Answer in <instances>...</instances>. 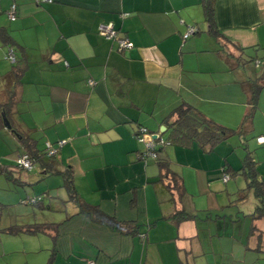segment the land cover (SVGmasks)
I'll list each match as a JSON object with an SVG mask.
<instances>
[{
    "label": "crops",
    "instance_id": "1",
    "mask_svg": "<svg viewBox=\"0 0 264 264\" xmlns=\"http://www.w3.org/2000/svg\"><path fill=\"white\" fill-rule=\"evenodd\" d=\"M13 3L17 17L10 21L6 12ZM0 20V28L18 47L15 55L21 54L26 65L9 114L16 131L0 127V168L12 171L14 166L4 158L14 155L16 147L22 150L12 157L13 165L24 153L19 134L34 141L41 155L45 143L65 141L53 160L55 167H71L81 199L126 222L125 232L110 230L76 204H42L37 210L49 212L50 218L42 215L34 222L14 215L2 223L0 210V230L60 224L49 235L4 231L0 264H209L203 245L214 240L218 247L229 242L241 250L215 253V264H264V218H252L257 205L252 194L240 201L242 206L235 205L237 222L243 216L247 227L233 224L237 231L232 229L230 236L223 226L231 223L219 218L205 221L200 216L177 224L170 217L179 207L153 183L159 170L153 162L156 168L143 167L138 159L143 146L134 137L142 126L165 139L162 120L181 103L225 127L240 126L246 108L242 85L256 74L240 66L238 57L241 49L264 56V0H215V22L226 42L206 32L200 0H0ZM100 25H112L132 46L119 50L116 41L99 34ZM189 27L199 33L183 39ZM10 50L0 40V105L9 102V90L15 87ZM257 105L248 127L255 137L264 133V89ZM223 144L210 153L183 148L186 161L180 166L197 176L206 172L207 183L221 180L223 169H239L225 158L228 154L219 153L226 149ZM166 148L162 153L172 167L177 165L172 156L180 163L181 149L173 148V154ZM253 149L258 178L264 181V145L254 142ZM210 158L217 161L211 176ZM173 169L184 184L183 172ZM229 180L220 191L227 197L232 195Z\"/></svg>",
    "mask_w": 264,
    "mask_h": 264
},
{
    "label": "trees",
    "instance_id": "2",
    "mask_svg": "<svg viewBox=\"0 0 264 264\" xmlns=\"http://www.w3.org/2000/svg\"><path fill=\"white\" fill-rule=\"evenodd\" d=\"M200 5L203 12L204 22L206 24V32L216 38L221 39L226 42L217 28L215 22V0H200ZM15 6V19L17 17V6L16 4H11L6 12L7 17L10 11V7ZM9 19V17H8ZM10 20V19H9ZM11 21V20H10ZM194 28V27H193ZM195 29V28H194ZM187 32V31H186ZM118 33V32H117ZM199 31L195 29V33L192 36L198 34ZM191 36V35H190ZM188 38V37H187ZM184 38L183 39H187ZM0 40L6 46L10 47V52L7 56L8 60L11 61L10 56L13 57L12 64V73L15 78V87L9 90V102L5 105H0V127H4L3 119L6 118L7 121L11 125L10 131H14V126L11 123L9 114L10 109L14 105V90H16L17 86L21 84V77L25 70V61L22 59L21 54L15 55L14 51L18 50L17 45L7 33L4 28H0ZM13 47V48H12ZM13 49V50H12ZM245 52L243 49L240 50V54L238 57V63L240 66H245L249 62L254 63V65L259 69V74L254 79L246 81L242 87L246 95V108L242 118V122L240 126L236 129L225 127L208 117H206L203 113H201L195 107L187 104L181 103L177 107H175L167 117L162 120V126L165 129L166 138L164 139V134L161 133H152L148 129L146 132L150 135H157L158 138L155 140L156 149H155V158H147L146 157V150L145 147L142 152L138 155V159L144 161L146 164L155 163L159 172L156 178V181L153 183L159 186L162 190L168 192L171 196V201L174 205L182 203V199L187 195L183 179L172 167L170 163V159H168L165 155L161 157L160 153H162L163 149L169 145H175V147L190 149L193 147L198 148L202 152L210 153L214 151V149L227 139L245 134L248 131V127L250 126L253 117L258 109V98L262 90L264 89V56H253L250 57L249 60H243ZM242 59V61H241ZM262 66V67H261ZM142 126L138 127V131L135 132L134 137L138 141L139 137L141 136L140 129ZM143 128V127H142ZM16 131V130H15ZM18 133V132H17ZM19 134V133H18ZM255 137V142L257 143L256 139L259 136ZM20 137V144L25 149L24 153L18 155L16 157V161L19 156L27 155L30 160L32 161V168L30 171L23 169L17 165V163L12 168V171L7 167L0 168V174H9L7 177H11V174L14 170L24 171V172H32L34 165L40 166L43 170L45 175H52L58 174L62 177L64 182V187L67 192L68 201L71 203L76 204L79 207V210L82 214H85L90 220L94 223L107 227L110 230L117 231V232H125L123 229L124 221H119L113 216H109L105 214L97 205L88 204L81 199L74 184V172L71 167L66 166L63 169H57L54 164V159L57 158L59 150L61 148L58 147V141L55 144L46 143L45 150L43 155L38 152V150L34 147V141H32L29 137H24L22 134H19ZM163 141L160 143V141ZM139 142V141H138ZM168 143V145H166ZM49 144L54 149H57V154L53 156L47 155V147L46 145ZM258 144V143H257ZM260 145V144H258ZM264 145V144H262ZM246 153L242 159V165L239 169H232L230 167L223 169V176L222 182L226 183L229 179L235 178V176H242L246 186L243 189H239L237 192L238 201L245 200L248 194H252L255 199L257 200V205L255 211L252 215L254 220H259L264 218V181L259 180L258 178V171L256 168V163L252 154L244 147ZM43 156L47 159H50L48 162L43 161ZM42 196L34 197V202H31L30 198H27V205L35 206V207H42L43 204ZM237 201V200H236ZM131 205H134V200H130ZM235 205H237L235 203ZM234 205V206H235ZM236 207V206H235ZM198 216L194 214H189L185 211V209L180 206L175 212L171 215V219L175 221V223H180L184 220H192L197 218ZM217 218L221 219L224 216H217L212 215L209 212H206L204 215L203 220H216ZM236 218V217H235ZM60 224H30V225H16L11 226L8 229L4 230L9 234H26V235H38V234H47L48 232H56L58 226ZM134 234L137 233L133 232ZM49 235V234H47ZM94 263L92 260L85 261L84 264ZM184 264V263H180Z\"/></svg>",
    "mask_w": 264,
    "mask_h": 264
},
{
    "label": "rangeland",
    "instance_id": "3",
    "mask_svg": "<svg viewBox=\"0 0 264 264\" xmlns=\"http://www.w3.org/2000/svg\"><path fill=\"white\" fill-rule=\"evenodd\" d=\"M2 17H4V15H2ZM250 57H253V55L247 52L243 56V60L244 61L249 60ZM245 70L247 71L251 70V72L256 74L254 75L255 77L259 73V69H256L254 63L252 62H249L247 65H245ZM254 76H252L253 77L252 79L255 78ZM232 129H235V128H232ZM136 131H138V128ZM246 133L242 135L241 137L234 136V137L227 139L226 141L223 142L224 144L222 146V148H226V149L219 150V153L223 152L224 155L228 154L225 158L227 157L230 158L234 166H237L236 168H240V166L242 165V159L246 153V150L244 147H246L247 150L252 155L255 152L253 149L254 142H255V135L251 131L249 132L247 131ZM139 143H141L144 149L145 147L144 143L143 142H139ZM166 147H167L166 150L170 151L171 153H173V148L174 149L178 148V147H175L174 144L166 146ZM179 149L181 150H179L177 159L180 161V163H176L175 161L176 159L173 156L171 159L174 161L175 164H177V165H174L173 167L179 172L181 173L183 172V176L185 180L184 185L186 187V190L188 191L186 192L187 195L182 199V203L180 205L177 204V207L183 206V208H185L187 212H190L192 214L196 212L195 215H197L198 217L204 216L206 212H209L212 215H217V216H222V217L224 216V218H221L220 220H225L226 223L228 224L231 223L227 226L226 225L223 226V230H225L223 232H225L226 237L230 236L232 229L235 228L234 229L235 232L237 231L236 227L238 224H239V229L242 228L245 224L244 218H242L243 216H241L240 221L237 222V219L235 218L237 209L235 208L234 205L236 203L238 207L242 206L240 201H238L239 198H238L237 192L239 189H243L246 186V183L243 177L238 175L235 178H232L229 180L228 188L230 192H232V195L230 197H227L225 193L220 192L221 190H225V186H226L225 184H223L221 180L217 179V181L208 182L210 186L207 187L208 183L205 182L206 180H204V175L206 174V172L204 173L202 172L199 176H197V174H195L194 172H191V170H188L186 167L185 168L181 167L180 164H184L186 161V154L182 151L183 148H179ZM21 150H22L21 147H16L14 151L15 152L14 155L5 157L4 159L7 161L6 164H11V167L14 166L16 164L15 163L16 158L14 160V165H13L11 163V160H13L12 157L16 155L17 151H21ZM160 155L161 157H164L165 153H160ZM210 161H211L210 162L211 167H209V175L211 176V174H214L215 172L214 164L217 165L216 163L217 161L216 159H213V158H210ZM149 162H148L149 166H147L148 164H146L144 161H141V164L143 165L145 169H149V171L153 167L156 168L155 164H150ZM38 167L39 166L37 164L34 165L32 172H30L31 174L26 173L24 171L14 170L13 175H16L17 179H19L20 181H18L15 176L13 178L7 177L10 173L0 174V203L4 206V208H0L1 214H2V223L8 222L10 218L13 217L14 215L16 216L21 215L24 217H28L29 222H34V220L36 219H38V221L42 220L43 218L42 215H44L46 218H50L49 212L42 211V210L39 212V210H37L38 207L27 205L25 203L27 202L26 200L27 198L33 199L36 196L44 197L43 204L45 208L48 204H50L49 202L59 203V205L65 204L67 205V207L68 205H71V206L75 205L67 201L68 200L67 192L64 187V182H63L62 177L58 174H52V175H47V176L43 175L42 171ZM149 171H148V174H151V172L149 173ZM137 177H139L138 180L141 179L139 175H137ZM200 177L202 178V180ZM20 182H28V183L23 185ZM137 185L138 186L141 185L139 181ZM211 186L213 189H210ZM142 189L143 187H140V189L138 190L139 197H140L139 198L140 204H143V198L141 197ZM210 190H212L213 192H218V193H212L210 192ZM191 194H192V198H189V195ZM249 197H250V194H249ZM60 202H63V203H60ZM224 204L226 207L221 209V207ZM209 209L210 211H207ZM33 211L35 212V214H33ZM26 214L28 215L26 216ZM34 215H36V217ZM233 224H235L236 227ZM211 225H212L211 228L213 227L212 228L213 230L214 229L213 223H211ZM247 225L248 223L246 222L245 227H247ZM3 233H4V230L3 229L0 230V236L6 237L7 235ZM235 245H236L235 243L230 244L229 242H225V243H222L218 247L216 240H214V242H212L211 245L205 242L203 245V248H204V254L205 253L208 254L205 256L208 259L207 260L208 263L215 264V262H217L216 261L217 258H215V256L217 253H221V251L223 253H230V252L240 253L241 250L237 249ZM217 256H219V254ZM201 261L202 260H200L199 262Z\"/></svg>",
    "mask_w": 264,
    "mask_h": 264
},
{
    "label": "built area",
    "instance_id": "4",
    "mask_svg": "<svg viewBox=\"0 0 264 264\" xmlns=\"http://www.w3.org/2000/svg\"><path fill=\"white\" fill-rule=\"evenodd\" d=\"M50 1V0H48ZM15 6H11L10 7V11L8 13V17L11 21H13L15 19ZM99 34L103 37H105L106 39L109 40H114L117 42L119 50L122 49H126V48H130L132 46V44L124 38H119L117 31L113 28L112 25H100L98 28ZM195 33V29L193 27H189L187 29V32L184 34V38L189 37L190 35ZM11 61H13V57L10 56ZM140 133L141 136L139 137L138 141L139 142H143L144 146H145V150H146V157L148 158H155L156 154H155V149H156V144H155V140L158 138L157 135H150L146 132V128H142L140 129ZM153 136H156V138H153ZM257 143L262 145L264 144V135L257 137L256 139ZM163 141L161 140L160 143H162ZM65 141H60L58 143V147L61 148L64 145ZM168 145V143L166 144ZM47 147V155L48 156H53L55 154H57V149H54L53 147H51L49 144L46 145ZM17 165L23 169H26L28 171L31 170L32 168V161L30 160V158L27 155H21L18 157L17 161H16ZM31 202H34V199L31 200ZM88 264H93V263H88Z\"/></svg>",
    "mask_w": 264,
    "mask_h": 264
},
{
    "label": "water",
    "instance_id": "5",
    "mask_svg": "<svg viewBox=\"0 0 264 264\" xmlns=\"http://www.w3.org/2000/svg\"><path fill=\"white\" fill-rule=\"evenodd\" d=\"M3 122H4V125H5V127H6L7 129H11V125H10V123L7 121L6 118L3 119ZM164 130H165V129L162 127V128H161V132H163ZM153 138H156V136H153Z\"/></svg>",
    "mask_w": 264,
    "mask_h": 264
}]
</instances>
